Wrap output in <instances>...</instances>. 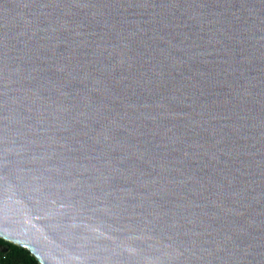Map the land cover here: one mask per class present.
Listing matches in <instances>:
<instances>
[{"label":"water","instance_id":"obj_1","mask_svg":"<svg viewBox=\"0 0 264 264\" xmlns=\"http://www.w3.org/2000/svg\"><path fill=\"white\" fill-rule=\"evenodd\" d=\"M0 238L264 264V0H0Z\"/></svg>","mask_w":264,"mask_h":264},{"label":"trees","instance_id":"obj_2","mask_svg":"<svg viewBox=\"0 0 264 264\" xmlns=\"http://www.w3.org/2000/svg\"><path fill=\"white\" fill-rule=\"evenodd\" d=\"M0 243L8 246V250L5 251L0 248V264H41L28 249L2 238Z\"/></svg>","mask_w":264,"mask_h":264}]
</instances>
